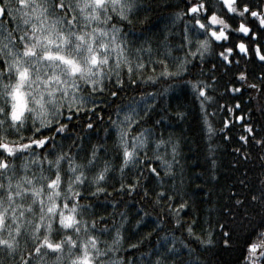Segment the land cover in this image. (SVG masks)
<instances>
[{"label":"snow or ice","instance_id":"1","mask_svg":"<svg viewBox=\"0 0 264 264\" xmlns=\"http://www.w3.org/2000/svg\"><path fill=\"white\" fill-rule=\"evenodd\" d=\"M167 6L178 30L154 41L136 27H146L149 0H0V264H201L192 244L264 264V102L241 106L245 94L249 102L252 93L264 98V0ZM213 54L218 64L207 80L184 79L194 60ZM160 80L191 89L209 140L218 133L228 140L237 124L243 133L234 149L243 171L227 203L210 207L203 222L175 183L178 139L157 133L160 120L145 126L154 110L147 100L160 93L124 100L129 89ZM226 97L230 103L218 102ZM214 105L227 114L219 129ZM109 188L149 199L188 242L183 233L158 235L134 261L126 254L144 237L131 242L127 213H108L100 202ZM163 223L153 230L164 231Z\"/></svg>","mask_w":264,"mask_h":264},{"label":"trees","instance_id":"2","mask_svg":"<svg viewBox=\"0 0 264 264\" xmlns=\"http://www.w3.org/2000/svg\"><path fill=\"white\" fill-rule=\"evenodd\" d=\"M152 4V11L148 14V20L146 27L137 24V30L145 32L152 36L153 40L161 38V34L178 30L179 22L173 25L170 14L175 10L169 8V4H178L180 0H149ZM155 47V44L153 45ZM174 55H181V53L175 52ZM213 63L218 62L212 56L205 58L204 63H200L198 60H194L193 64L197 67L191 68V76H186L184 79H203L207 80L212 74L210 69ZM219 67V65H218ZM201 73H203L201 75ZM219 78L221 73H216ZM229 76L231 73L228 74ZM225 80H219V84L223 85ZM219 91H223L221 87ZM142 92L147 93H160L155 96V99H148L147 103L152 105L153 111L150 112L151 119L145 126H151L155 120H160L161 123L157 127V133H162L164 138L167 139L171 135L174 139H178L179 148L178 156L176 157L178 163L174 165V169L177 172L175 183L181 186L182 191L186 193L185 199L193 207L196 217L199 218V222L207 220V210L210 207L218 208L220 205L227 203L228 194L231 185L235 182V179L241 175L243 167L238 164L239 156L235 153L234 149L241 147L235 137L239 134H243L239 124L232 127L226 134L229 136L228 140L224 139L223 134H216L208 138V134L202 131V119L199 108V103L196 100L195 95L191 89L185 87L182 81L160 80L152 85H141L140 91L128 90L124 94V100L135 97L140 100V94ZM254 99L249 102L248 94H245L241 101L242 108L247 106L256 107L261 102H264V98L260 97L256 93H252ZM220 104L230 103L231 101L226 97L223 100L219 98ZM111 102V101H109ZM121 101L117 100L119 104ZM143 102L140 107H143ZM216 110L217 115L213 120V127L219 129L222 127V118L227 115L223 111L216 108H210L209 111ZM184 113L183 119L177 118V113ZM105 120H107L110 112L103 113ZM84 118L81 117V120ZM101 131L100 135H103L102 129L107 127L106 124L99 126ZM80 132V129L76 130ZM87 131V130H85ZM84 132H81L83 135ZM92 139L95 140V133L90 134ZM111 143V142H109ZM212 145V151H209L208 145ZM163 151V149H161ZM114 164L118 165L119 161H114ZM248 168L252 165L248 164ZM240 168V171H237ZM163 175V173H162ZM251 179V175L249 177ZM172 183V181H169ZM111 196L105 199L103 196L100 198V202L107 206L108 213L125 212L128 216V221L125 224V235L131 239V242L135 243L137 239L144 237L143 243L140 245V250L137 252L127 253L134 261L140 257L142 252H146L151 248L156 240V237L164 236L169 232H173L177 237H181L188 242V237L183 229L177 230L178 226L173 221H170L168 216L164 214L161 208L151 204L150 200L143 198L138 192L120 193L112 191ZM117 201L116 205L111 204V200ZM211 201V205L209 204ZM217 201L219 203H217ZM142 210V211H141ZM144 213L149 215L144 216ZM144 217L142 226L137 228L136 221L141 217ZM184 221H189L194 217L191 215H185L181 213ZM163 217L164 223L161 227L164 231H160L156 228L157 221ZM116 219L120 217L117 215ZM204 228H207V224H203ZM197 235H202L200 227L195 229ZM145 233H151V236L145 237ZM150 241L152 243H150ZM195 249V254L201 261V264H240L241 253L239 250H225L219 245L204 251L203 248H197L195 244H192ZM146 264V262H145Z\"/></svg>","mask_w":264,"mask_h":264}]
</instances>
